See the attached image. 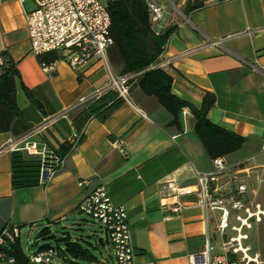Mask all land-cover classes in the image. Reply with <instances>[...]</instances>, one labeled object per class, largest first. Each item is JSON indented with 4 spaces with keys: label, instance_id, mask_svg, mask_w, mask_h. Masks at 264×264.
Listing matches in <instances>:
<instances>
[{
    "label": "crops",
    "instance_id": "obj_1",
    "mask_svg": "<svg viewBox=\"0 0 264 264\" xmlns=\"http://www.w3.org/2000/svg\"><path fill=\"white\" fill-rule=\"evenodd\" d=\"M157 1L165 8L158 31L176 26L160 60L173 79V94L197 108L206 93L215 95L209 121L247 138L224 162L261 164L256 161L264 147V0H206L203 8L186 15L179 13L185 0ZM32 9L31 0H0V54L17 65V105L30 125L21 136L0 132V231L18 226L26 256L42 245L34 250L28 241L25 251V229L28 240L39 227L51 232L55 225L76 218L83 198L104 185L113 204L127 209L137 251L134 264H191L193 256L203 264L200 255L207 238L219 249L223 236L217 230L220 212L198 203L197 174L212 172L215 166L195 131L190 109L181 112L180 127L170 126L172 115L135 87L121 108L100 122L89 107L108 84L105 70L95 64L80 78L63 58L48 63L50 53L33 55L27 23ZM42 64L52 68L45 72ZM75 139L78 145L51 184L13 187L11 144L35 142L58 153ZM233 178V173L220 177L224 192L232 189ZM82 180L88 182L83 188ZM246 182L249 196L264 208ZM178 205L181 211L174 213ZM235 214L232 225L239 224ZM230 232L228 237L233 236ZM101 245L109 250V258L97 264H116L106 237Z\"/></svg>",
    "mask_w": 264,
    "mask_h": 264
},
{
    "label": "built area",
    "instance_id": "obj_2",
    "mask_svg": "<svg viewBox=\"0 0 264 264\" xmlns=\"http://www.w3.org/2000/svg\"><path fill=\"white\" fill-rule=\"evenodd\" d=\"M31 2L33 9L27 12L31 53L40 57L47 53L59 52L71 69L80 76H83L90 66L100 64L108 76L105 90H113L120 98L128 100L139 74L118 75L113 71L109 50L114 45V40L111 36L112 21L107 4L101 0H31ZM147 5L151 23L159 33L158 28L164 20L165 8L157 0H147ZM179 13L181 14L180 11ZM4 64V57L0 54V65ZM51 68L42 64V70L45 72ZM105 90H98L96 96L100 97ZM78 143V139L71 142L73 149ZM119 144L122 145V142ZM8 151L20 152L29 158L39 159L40 186L51 184L65 167L66 157L63 158L56 151L35 142H26L23 146L11 144ZM213 164L214 171L197 174L196 193L199 205L220 212L217 230L223 236V241L218 249L207 238L205 250L200 255L204 259L203 264H264L259 253L251 255V247L244 245L250 238L247 231L253 230L256 225L264 226L263 206L249 196L246 179L236 177L249 175L248 169L242 168L244 162L227 166L222 158L213 159ZM228 173L234 174L233 180L230 181L232 189L224 192L220 185V177ZM236 180L238 182L234 186ZM87 184L86 180H82L79 187L83 188ZM181 208L182 206L178 205L172 211L179 213ZM78 210L92 218L102 228L112 247L116 264L135 263L137 251L131 239L127 209L123 205L113 204L104 185L86 195ZM232 212H236L235 219L239 224H230ZM228 230L234 232V235L228 237ZM20 238L21 229L18 226H9L0 231V262L17 264L10 251ZM61 255L56 243H51L47 249L28 252L26 259L29 264H60ZM191 264H198L195 256L191 258Z\"/></svg>",
    "mask_w": 264,
    "mask_h": 264
},
{
    "label": "trees",
    "instance_id": "obj_3",
    "mask_svg": "<svg viewBox=\"0 0 264 264\" xmlns=\"http://www.w3.org/2000/svg\"><path fill=\"white\" fill-rule=\"evenodd\" d=\"M205 1L185 0L181 14L186 15L203 8ZM107 8L111 16V36L114 40L110 57L118 75L139 74L133 88L139 87L145 95L157 99L173 117L170 126L180 127L181 112L185 108L190 109L195 119V131L211 158L223 159L240 150L247 141L246 137L223 129L208 119V113L216 103L215 95L206 93L201 107L197 108L173 94V79L160 66V60L164 47L175 33L176 26H169L157 33L151 23L147 0H108ZM46 58L48 63H52L62 59V56L53 52ZM19 75L13 60L7 59L5 64L0 66V132L12 133L14 136H21L30 129L17 105L16 80ZM123 104L124 99L120 98L117 92L108 90L90 105L89 112L105 123ZM73 150V145L67 143L61 146L58 153L64 158ZM20 154L13 153V187L37 186L38 162L24 160ZM50 233L48 229H44L39 239H48ZM50 245L51 243L43 244L39 249H47ZM56 245H64V251L58 247L61 254L69 252L74 257L90 261V264L99 262L94 256L88 255L78 243L61 239ZM10 255L16 258L18 264H29L19 242L12 247Z\"/></svg>",
    "mask_w": 264,
    "mask_h": 264
},
{
    "label": "rangeland",
    "instance_id": "obj_4",
    "mask_svg": "<svg viewBox=\"0 0 264 264\" xmlns=\"http://www.w3.org/2000/svg\"><path fill=\"white\" fill-rule=\"evenodd\" d=\"M103 2H106L103 0ZM113 71L115 67L111 62ZM118 74V73H117ZM261 164L253 165L248 161H244L242 168L248 169L249 175H242L247 179L250 187L257 192L258 199L264 204V150L261 148V152L258 155L257 161ZM42 231V227L37 228L34 234L28 240L29 230L23 231L22 245L23 249L27 251L28 241L30 245L34 246V250L40 245L48 243H56L61 239H66L72 243H78L83 250H86L88 255L94 256L98 261L103 258H109V250L105 249L101 245V240H104V231L102 228L90 217L79 214L76 218L69 219L55 225L51 229V233L48 239L40 240L39 233ZM250 235V240L244 242V245H249L252 249L251 255L255 253L262 254L264 259V230L263 227H255L251 231H247ZM230 234L234 235V233ZM64 251V245H58ZM60 264H90V261L74 257L69 252L62 253Z\"/></svg>",
    "mask_w": 264,
    "mask_h": 264
}]
</instances>
